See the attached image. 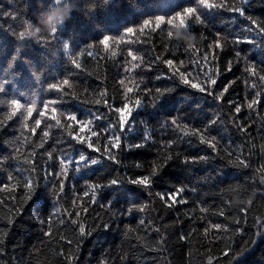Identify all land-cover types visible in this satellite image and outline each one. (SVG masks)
Here are the masks:
<instances>
[{
  "label": "trees",
  "instance_id": "obj_1",
  "mask_svg": "<svg viewBox=\"0 0 264 264\" xmlns=\"http://www.w3.org/2000/svg\"><path fill=\"white\" fill-rule=\"evenodd\" d=\"M71 3L45 43L37 22L55 0H0V264H264V34L250 22L264 26V0H245L246 15L198 0ZM187 6L202 24L167 23ZM29 23L39 31L20 38ZM167 33L194 47L174 50ZM11 99L35 100L32 115H11Z\"/></svg>",
  "mask_w": 264,
  "mask_h": 264
},
{
  "label": "snow or ice",
  "instance_id": "obj_2",
  "mask_svg": "<svg viewBox=\"0 0 264 264\" xmlns=\"http://www.w3.org/2000/svg\"><path fill=\"white\" fill-rule=\"evenodd\" d=\"M244 3H245V0H241L240 5L231 6V5H226L224 3H215V2H213V0H198V4L200 6H202L203 8H205V9L211 10V9H214V8L229 7L231 11H233L235 13H238L239 15H246L245 9L243 7ZM189 13H191V16H189ZM179 17L185 18L187 20V23H188L189 26H190V19L193 18V17L195 18V20L197 21L198 24H202L203 23V18L200 15V12H199L198 8L195 7V6H187V7H184L182 10L175 11L170 16V18L167 20V23L170 25L172 22L176 21L177 18H179ZM154 19H155L156 26L159 27V25L162 22L165 21V16L164 15H156L154 17ZM250 22H251V25L255 26V27L252 28L253 30L257 31L260 34H264V26H261L260 24H258L255 19H251ZM148 23H149V20L145 19L144 20V24L147 25ZM38 31H39L38 28H35L33 24L29 23L27 29H25L24 31H20L18 33V36L20 38H26V37H29V36H35ZM132 31H133V29L131 27L126 29L127 33H132ZM56 33H57V29L53 28L49 33H47L46 35L38 37V39L43 40L45 43H48L49 42L48 41V37H51V38L55 39L56 38V36H55ZM215 35L217 37L215 43H216V46L219 47L220 46V39L219 38L221 37V33H216ZM167 36H168V39L171 41L172 47H173L174 50H181L182 49L184 51H188V50H190V49H192L194 47V46H186V45H184L181 42L173 40L171 35L168 34V33H167ZM203 38L204 37L201 36V39H203ZM223 39L225 40V42L231 43V44L245 42V40H242L240 37H236L235 39H233L231 41H228L227 36H224ZM108 40H109V37L106 35L103 38V41H101V43H107ZM64 47H65L66 50L69 49V46L67 44H65ZM236 55L239 56V53H236ZM73 63H75V61H73ZM166 63L168 65H172L173 62H172V60H167ZM76 66L79 67L78 64ZM181 79H182V82L185 83V84H189L190 83L188 80L184 79L183 76H181ZM212 83H215V81H212ZM62 84L66 85V84H68V81L64 80V81H62ZM190 86L192 88H198L200 91H204V88H202L199 84H190ZM3 87H4L3 83H0V91L3 90ZM50 87L51 88H55L57 90H60L61 89V84H52V85H50ZM157 91L159 92V90H157ZM167 91H170V89H168ZM97 103H99V102H97ZM136 103L140 104V101L137 100ZM9 105H10V108H11V115H14L17 112H20V115L23 116L25 118V120H26L28 117H30L32 115V113H33V111L35 109V106H36V102H35V100H33V102L31 104L24 105V104H22V101L20 99H11L9 101ZM249 107H251V105H249ZM22 108H23V111L21 112L20 110ZM116 111L120 114L119 115V128L123 129L125 127V122L128 120V118H129V116L131 114L132 109L131 108H127V105H125V107H123V108H117ZM236 111L239 112L240 109L237 108ZM52 112L55 113L56 109L53 108ZM11 115L9 116V118H11ZM40 115L43 116L44 113L41 112ZM52 119L56 120L57 124L60 123V121L57 119V117L55 115L52 116ZM69 119L71 121H74L77 124H79L80 128H81V131H83L86 123H91L90 121L79 120L76 115H71L69 117ZM40 122L41 121L39 119H37L35 121V124L39 125ZM173 124H175V121H173ZM25 126H27V125H25ZM33 131H35V128H33ZM113 131H115V129H113ZM44 135L47 136V133H45ZM94 135H95V133H94ZM75 139L78 140V141L84 142L83 138L81 136H76ZM201 139L203 140V137H201ZM112 143H113V147H116V148L120 147V136H115V138H114ZM210 146L215 148V145H210ZM87 147L88 148H92L93 147L92 143H87ZM136 147H143V145L142 144L141 145H136ZM97 151H99V149H97ZM171 158H172L171 156L167 157V159H171ZM109 159L115 160V157L114 156H109ZM199 159H200L201 162H203L207 158L206 157H200ZM195 160H196V158H193L192 162H195ZM79 161L83 162L84 166L87 167L88 163H89V158L86 157L83 153H81L80 156H79ZM90 163L92 165H95V164L98 163V161L96 159H91ZM229 163L237 164V163H242V161L230 160ZM61 166H62V171H64L66 173L67 168H66V165L64 164L63 160L61 161ZM77 170H79V167L77 168ZM118 183H119L118 180H112L111 181V184H113V185L118 184ZM131 183L132 184H136V185H146L147 183H149V180H148L147 177H143V178L138 179V180H132ZM25 186L28 187L29 191L31 192L32 188H31V181L30 180H28V179L25 180ZM180 191H183V189H180ZM222 214L223 213H221V215ZM216 227H219V225H216ZM80 232L81 233L84 232L83 226L80 227Z\"/></svg>",
  "mask_w": 264,
  "mask_h": 264
},
{
  "label": "clouds",
  "instance_id": "obj_3",
  "mask_svg": "<svg viewBox=\"0 0 264 264\" xmlns=\"http://www.w3.org/2000/svg\"><path fill=\"white\" fill-rule=\"evenodd\" d=\"M55 3L57 6L52 8L48 18L42 23L37 22L43 32L60 28L71 16L73 11L71 0H55ZM174 34L181 37L188 44H193L196 41V36L186 28H177Z\"/></svg>",
  "mask_w": 264,
  "mask_h": 264
}]
</instances>
